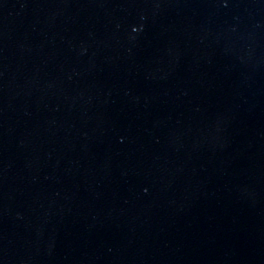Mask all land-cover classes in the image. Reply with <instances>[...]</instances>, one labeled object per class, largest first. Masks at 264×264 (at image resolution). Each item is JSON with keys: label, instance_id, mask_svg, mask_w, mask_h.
Listing matches in <instances>:
<instances>
[{"label": "water", "instance_id": "obj_1", "mask_svg": "<svg viewBox=\"0 0 264 264\" xmlns=\"http://www.w3.org/2000/svg\"><path fill=\"white\" fill-rule=\"evenodd\" d=\"M0 264H264V0H0Z\"/></svg>", "mask_w": 264, "mask_h": 264}]
</instances>
